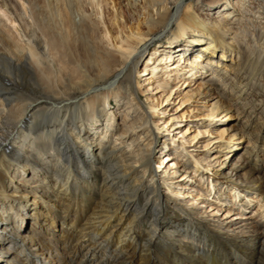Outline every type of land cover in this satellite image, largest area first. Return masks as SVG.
<instances>
[{
  "label": "bare ground",
  "instance_id": "bare-ground-1",
  "mask_svg": "<svg viewBox=\"0 0 264 264\" xmlns=\"http://www.w3.org/2000/svg\"><path fill=\"white\" fill-rule=\"evenodd\" d=\"M90 4L107 13L104 27L88 12L85 0H0V239L7 244L1 247L7 257L0 256V263L13 264L16 251L32 256L38 250L30 247L33 241L28 235L15 231L8 235L12 219H3L1 213L6 202L13 206L16 199V194L5 192L4 180L16 182L17 172L32 171L39 177L32 179L40 190L58 197L64 217H72L68 224L62 222V233L68 241L75 239L70 241L74 254L76 244L78 250L87 247L84 257L88 253L94 259L102 253L92 264H132L137 258L138 264H264L258 222L248 227L252 231L246 235L228 239L192 214L181 215L186 212L182 208H174L162 190L166 185L171 188L164 181L171 175L170 168L159 169V175L152 164L159 126L144 108L130 118L138 109L133 103L137 84L133 73L149 49L146 42L154 32L173 24L176 29L168 43H181L172 47V55L162 47L159 56H153L173 61L172 67L165 68L166 80L160 83L155 79L158 68L145 64L142 71L150 74L147 83L155 79L158 86L171 80L182 85L198 76L200 83L193 90L198 95L210 77L234 90V99H245L247 105L251 100L242 97L253 86L256 71L264 69V0H90ZM116 25L117 35L112 28ZM123 30L127 36L121 39ZM226 33L232 34L234 44L225 41ZM247 35L252 39H246ZM235 57L238 66L236 61L229 63ZM211 84L202 89L203 97L209 95ZM124 99L129 105L116 123ZM221 128L223 136L229 128ZM226 140L224 144L231 147ZM257 140L255 135L252 143ZM163 144L170 146L164 140L157 148L163 150ZM253 149L244 148L241 156ZM177 157L169 152L159 160L164 164L165 158ZM199 163L194 162L192 170L203 176ZM95 170L101 171L100 201L90 212L83 210L84 203L79 211V200L84 202L95 187ZM18 198L26 206L27 196ZM31 206L34 218L50 220L41 202L32 201ZM13 212L19 221L24 218L15 208ZM113 220L117 226L107 232ZM178 240L187 247V257L175 252ZM127 254L133 260L121 259Z\"/></svg>",
  "mask_w": 264,
  "mask_h": 264
},
{
  "label": "rangeland",
  "instance_id": "rangeland-1",
  "mask_svg": "<svg viewBox=\"0 0 264 264\" xmlns=\"http://www.w3.org/2000/svg\"><path fill=\"white\" fill-rule=\"evenodd\" d=\"M110 3L112 4L111 1ZM85 6L93 18L100 20V26L104 27L109 20L107 13L104 11V13H101L100 9L96 11L95 7L91 6L90 0H85ZM108 10L114 12L111 7ZM104 20L106 22H103ZM112 28L115 31L114 34L117 35L118 25ZM175 29L176 24H173L170 29L154 32L152 37L147 40L146 43H149V49L139 62L137 72L133 73L137 81L136 85L133 84L135 85L133 87V103H135L134 107H137L139 112L137 114V111H130V118H136L144 108V111L150 115L152 123L158 124V130L161 133L157 140L158 144L152 148L156 149L152 153V164L156 166L158 173L167 167L170 168L171 173L169 174L171 175L164 177V181L171 188L166 185L162 186V190L171 197V202L176 206L175 209L180 207L186 211L181 215L188 216L192 214L195 220H199L207 227L216 230L218 236L228 239L234 238L232 235H236V237L240 234L246 235V232L252 231V228L248 229V227L258 222L256 225L258 232L263 233L262 240L264 239V69L256 71L257 73L252 77L253 86L248 88L242 97H249L248 99L251 100L247 105H244V101H247L245 99L239 101L234 99V96H232L234 90L225 88L221 84L222 82L210 77L206 82L213 84L208 86L212 90L208 92L207 97H203L204 95L201 92L202 89H206L205 87L209 83L200 90V94L193 93V90L197 89V85L200 83L198 76L190 79V83L181 85L180 82L174 83L171 80L166 86H158L159 82L166 80L162 74L166 67L171 69L173 61L169 59L166 62L158 61L154 60L153 56L156 54V57L159 56L162 47L167 51V54L172 55L169 51L173 49L172 47L181 43L180 40L168 43V38L171 37ZM125 35L127 36V32L123 30L120 38L124 39ZM245 38L251 40L252 36L247 35ZM224 39L227 43L234 44L232 43L234 41L232 34L226 33ZM111 48L113 49V47ZM229 61V63L236 61L234 64L238 66L236 57L229 59ZM145 64H152L151 69L158 68L155 79L159 78V82L154 79V82L147 83L150 74L146 75L142 71ZM193 68H195V65ZM180 76L187 78L186 75ZM223 81H226V78ZM231 81L232 79H229L227 83L229 84ZM156 88L161 90L158 91ZM126 99L120 104V112L118 110L115 119L116 123L121 121L125 109L129 105L126 104ZM260 99L261 103H259ZM162 111L165 112L161 113ZM249 112L250 117L247 116ZM224 125H227L229 129L223 136H220L221 126ZM188 128H192V131H189ZM253 130H255V133L251 134ZM255 135L258 136V140L256 143H252ZM227 138L230 140L231 147L224 144L227 142ZM164 140L170 143V146L166 147L163 144V150L157 148ZM253 147L254 149L250 151V154L241 156L244 148L252 149ZM169 152H175L179 157L168 161L165 158L164 164H161L159 157ZM175 162H179L180 165L176 166ZM194 162H200L199 167L205 172L203 176L194 174L192 170ZM161 166H163L162 169ZM96 170L92 177L95 187L87 193L84 202L79 200V211L80 206L85 204L83 210L90 212L94 205H97L100 201L101 192H98V188L101 181V171ZM14 172V169L10 172L11 176L14 175ZM17 173L14 177L16 182H11L8 178L4 180L5 192L16 194L14 195L16 196L14 199H16L15 202L13 201V206L5 200V210L1 213L3 219L7 217L12 219V225L9 226L7 232L8 235L9 232L12 233L13 231L26 234L33 241V245L30 244V247H38V250L34 251L32 256H27L25 252L16 251L13 264H92L101 259L103 256L101 252L94 259H91V255L88 256V253L84 257L87 250L86 246L91 244V241H86L88 244H86L85 249L78 250L76 244V253L74 254V249L71 248L73 242L71 244L70 241L75 242V239L70 238L68 241L69 237L62 233V229L65 228L62 226V222L68 224L72 217H64L66 212L62 209L63 204L60 199L52 196L51 193L40 190L37 181L32 179H38L39 177L35 176L32 171ZM208 175L210 176L207 177ZM210 184L213 185L212 188L209 186ZM259 184L262 187H259ZM187 193L190 195L188 196ZM22 195L27 196L26 206L23 202L24 197L18 198ZM35 200L41 202L43 205L41 210L46 213V216L50 215L48 222L34 218V211L31 208L35 205L29 207V203ZM18 201L22 202L18 203ZM211 205L216 208L211 210ZM1 207L0 201V211ZM14 208L18 213H22L24 217L20 221L13 212ZM36 212L39 213L40 210L38 209ZM8 213L11 214L8 216ZM240 215L243 217H240ZM149 218H152L151 215H149ZM51 221L52 225L50 224ZM81 222L82 220H79L77 224L80 225ZM116 222L113 220L109 224L107 232L115 229ZM247 222L251 223L248 224ZM142 229L144 230V228ZM4 245L5 243L0 239V251ZM12 245L15 246V243ZM175 247L176 253L181 252L182 257H187V247L183 246L181 240L177 241ZM260 249L261 245L257 248V251H260ZM108 250L109 247L106 248L105 253H108ZM0 256H2L1 259L7 257L1 252ZM81 258H83L82 262ZM121 259L128 261L132 257L127 254ZM121 264H126V262ZM132 264H138V258L133 260Z\"/></svg>",
  "mask_w": 264,
  "mask_h": 264
}]
</instances>
